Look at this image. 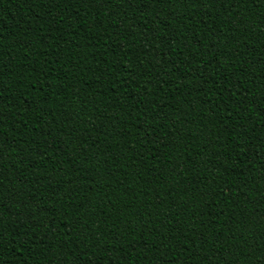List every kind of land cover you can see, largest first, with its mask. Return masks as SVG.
I'll use <instances>...</instances> for the list:
<instances>
[{
  "label": "trees",
  "instance_id": "trees-1",
  "mask_svg": "<svg viewBox=\"0 0 264 264\" xmlns=\"http://www.w3.org/2000/svg\"><path fill=\"white\" fill-rule=\"evenodd\" d=\"M0 264H264V0H0Z\"/></svg>",
  "mask_w": 264,
  "mask_h": 264
}]
</instances>
